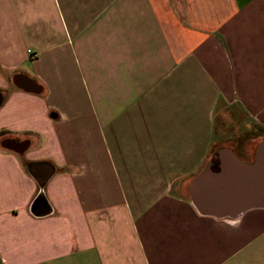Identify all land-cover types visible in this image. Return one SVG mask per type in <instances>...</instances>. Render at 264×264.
<instances>
[{
  "label": "crops",
  "instance_id": "obj_1",
  "mask_svg": "<svg viewBox=\"0 0 264 264\" xmlns=\"http://www.w3.org/2000/svg\"><path fill=\"white\" fill-rule=\"evenodd\" d=\"M0 94V264H264L190 199L264 139V0H0Z\"/></svg>",
  "mask_w": 264,
  "mask_h": 264
},
{
  "label": "water",
  "instance_id": "obj_2",
  "mask_svg": "<svg viewBox=\"0 0 264 264\" xmlns=\"http://www.w3.org/2000/svg\"><path fill=\"white\" fill-rule=\"evenodd\" d=\"M1 99L0 94V103ZM221 151L224 158L220 167L214 169L215 163L210 161L190 183V199L199 213L236 218L246 211L264 209V167L261 163L264 139L258 144L252 163L240 159L233 149Z\"/></svg>",
  "mask_w": 264,
  "mask_h": 264
},
{
  "label": "rangeland",
  "instance_id": "obj_3",
  "mask_svg": "<svg viewBox=\"0 0 264 264\" xmlns=\"http://www.w3.org/2000/svg\"><path fill=\"white\" fill-rule=\"evenodd\" d=\"M228 133H229V131L228 130L226 131L224 129V132L222 134V140H223L222 144L223 145L216 144L214 147V151L211 152V157L213 160L219 159V162H220L224 158V155L222 154L223 152L221 151V149L222 150L223 149H233L235 152V149L233 147L236 148V150L238 151L237 153H239L241 156H243V154L241 153V148L243 147L242 145H245L247 138L242 137V138H239L238 141H234V140L230 139V135ZM220 146H221V148H220ZM239 154H236V155H239Z\"/></svg>",
  "mask_w": 264,
  "mask_h": 264
},
{
  "label": "flooded vegetation",
  "instance_id": "obj_4",
  "mask_svg": "<svg viewBox=\"0 0 264 264\" xmlns=\"http://www.w3.org/2000/svg\"><path fill=\"white\" fill-rule=\"evenodd\" d=\"M2 143L6 144V146L14 147L16 149H23V146H25L26 141L16 137H8L5 138ZM217 161H219V159Z\"/></svg>",
  "mask_w": 264,
  "mask_h": 264
},
{
  "label": "trees",
  "instance_id": "obj_5",
  "mask_svg": "<svg viewBox=\"0 0 264 264\" xmlns=\"http://www.w3.org/2000/svg\"><path fill=\"white\" fill-rule=\"evenodd\" d=\"M212 151H214V148L210 151V153H209V155H208V159L210 160V159H212V157H211V152ZM213 160V159H212ZM214 161H215V164H214V169H218L220 166H219V161H217V160H215L214 159Z\"/></svg>",
  "mask_w": 264,
  "mask_h": 264
},
{
  "label": "built area",
  "instance_id": "obj_6",
  "mask_svg": "<svg viewBox=\"0 0 264 264\" xmlns=\"http://www.w3.org/2000/svg\"><path fill=\"white\" fill-rule=\"evenodd\" d=\"M30 53H31V55H30V57H31V58H35V57H36V55H37V53H36V52H32V51H31Z\"/></svg>",
  "mask_w": 264,
  "mask_h": 264
}]
</instances>
